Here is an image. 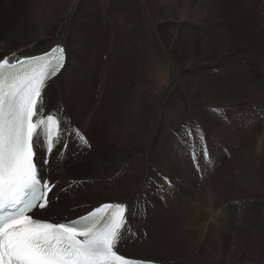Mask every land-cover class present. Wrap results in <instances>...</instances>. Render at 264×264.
Segmentation results:
<instances>
[{"label": "bare ground", "instance_id": "6f19581e", "mask_svg": "<svg viewBox=\"0 0 264 264\" xmlns=\"http://www.w3.org/2000/svg\"><path fill=\"white\" fill-rule=\"evenodd\" d=\"M72 1L73 0H1L6 7H0V55H2L3 52L11 50L14 44H16V47H18V45H28L27 49L33 48L34 46H42L43 44V48L47 47L46 50H42L36 54L32 53L29 55H23L19 58L43 54L61 43L58 41L60 40L59 35L67 45L68 61L59 76L55 78L54 82H50L49 87L45 89L43 107L39 109L38 118L45 113H51L59 120L62 114L65 119L68 117L67 121L70 124L73 123V121L76 123L72 117L66 116L69 111L67 112L66 110L67 113H63V110L67 108V98L74 97L73 99L75 101H80V110L82 113H85L86 118L88 117V119H90L87 124H93L94 121H97L99 128L101 129V127L110 121L108 122L110 125L107 124L109 127L105 131V136H110L111 140L109 139V141H106L103 145H100L101 143L96 141L93 133L89 131V128L85 129L82 126L83 129H81L78 126L76 127V130L79 133L82 132L87 134V140H84L82 135L79 137L72 136L71 139L66 140V146L59 148L60 152L58 155L51 156L54 163L57 164V170H53L52 164L49 165L50 167L45 166V170L50 173L47 176V179L54 182L56 185L52 193H50V199L53 197L54 192L63 188L75 195L77 188L80 187L81 184H84L82 188L83 190L99 187V189H110L111 193H109L114 194V192H119L120 187L123 185H133L137 173L141 172L142 179L137 180L138 185L136 184L137 186L134 189L136 190L135 195H139L135 201L133 200L135 195H131L128 199L123 198V200L116 202L109 200L98 202L97 200L92 204L91 201L98 198L95 197L88 201L89 203L84 207V212L90 211L104 203H115L124 207V227L121 229L123 239L118 241V247L114 248V250L119 253L120 251L122 253L124 252L126 255L146 258L149 256L153 257L151 253H160L161 251L168 253L173 249H177L180 252L202 253L205 250L206 245L211 242L208 246L209 252L202 254V259L205 264H215L214 262L223 263L225 252L231 247L230 245L238 248L239 246L244 245V238H242L241 235L243 229L246 228V225H242L241 227L237 225V223L239 224L237 221L240 219L239 214L236 213L239 200L235 201L234 199H238V197L244 195L249 201H252L254 194L257 192V194H264V150L260 155V165L256 166L257 152L254 149V141H246L247 143L244 142L242 148L238 150L239 152L237 151L238 153L236 152L237 154H235V157L230 159L227 164L225 163L226 161L223 160L225 156H223L222 153L215 152L218 148H224L226 144H228V146L229 144L232 145V148L235 145V148L236 145L242 143V139H244L241 137L242 134L240 135L242 131V133H244V129H240V126L241 120H243L242 118L244 116V118H246L247 116V120L250 116L247 115L249 110L246 103L250 102L248 99H250L254 93L260 94V89L258 87V85H260L258 83L259 81L254 83L250 80L252 77H247L250 74L254 76L253 73L258 70L255 68L254 70L252 68L253 66H251V61L254 56L246 54L248 62L250 61L247 65L249 68L247 67L243 79L246 82V86L238 90L237 86L235 89H232L229 86L227 88V85H221L222 88H224L220 89V92L224 95V97L221 96L222 98L214 96L212 99H203L202 90H200L201 87H199V84L194 85L192 82H184L185 85L182 89H177L168 84V86L164 85L157 90L153 87V80H151L148 75L149 72L157 71L158 66L162 67L161 63L164 62L165 59L163 58L165 57L163 56L162 58L160 55L155 39L151 35L152 33L145 28L143 29L144 26H141V22L144 21L145 17L143 15L145 14L142 15L143 9L140 1L129 0L127 6L123 2L120 3L122 11L120 18L123 19L122 30L124 31L120 40H122V49L124 52L120 53L118 58L119 63L121 64L120 68L122 69V73L119 77L117 76L118 79L116 77L114 78L117 79L116 82L114 80L111 81L105 73V69L110 63L112 74L113 58H109L106 62L104 59L106 57L104 56L103 58V54H105V52H103L104 48H98L99 45L102 48V45L106 44V41L99 42V36L102 38V35L104 34L103 28L101 29L100 25L99 28L97 27L98 29H95L94 27L93 29L92 26L95 25H93L94 23L89 18L91 15L94 16V18L95 16H98V18H101L98 19L99 21L102 20V23L104 21L105 24L110 25V19L107 18L105 13L106 5L100 4V0H98V3L96 0H93L94 3L89 6H83L82 4V7L84 8V13L82 14L85 17L82 16L85 20H77L74 25L71 24V18L68 17L71 12L69 11L70 7L67 8L65 13H63L57 20L56 10L61 5L64 6L68 2L71 4ZM182 1L184 2V0ZM197 1L198 0H191V2H186L188 3L186 6L189 7V9L194 10ZM175 2L176 1H174V4ZM160 3L158 0H151L150 5L152 6L156 17L155 20L158 19V22H164L161 25L165 26V22L168 18L165 15L168 14V10H171L169 5H171V7L173 6L172 4L162 6ZM186 3L180 5L184 7ZM177 6L178 4L174 7ZM185 7L184 9H186ZM221 7L223 9V6ZM176 9L177 8H174V10ZM80 11H82L81 8ZM202 11V19L204 23L207 24L209 22L214 24L218 22L220 16L218 15V9L213 4L209 5L206 9H202ZM129 12L134 13H130L129 15ZM178 12L181 14L183 13L182 11ZM173 13L171 14L173 15ZM187 14L188 13H186V15ZM126 15L128 17H126ZM227 15L228 14H226V16ZM175 17L179 16L176 14ZM175 17L171 16V18ZM113 19L111 18V20ZM177 20L178 18L176 21ZM161 25H159V30L162 28ZM197 25L199 26V24ZM167 30L169 32V29ZM56 31L59 34L57 37L58 39H55L54 43L52 42L53 45L51 44L50 47L45 46L47 45L45 42L48 41L51 35ZM73 38H78V41L76 42ZM187 38L188 37H186V39ZM111 41L119 42L118 38H112ZM251 42V44L254 43L255 46L258 45L255 41ZM163 43L168 49V57L170 58L167 76L171 82L174 80L173 77L175 74H177L178 77H184L185 72H183L182 69H188L187 75H190L195 71H201L205 76L206 70L202 68L203 64L209 62L207 66L213 67L214 63L210 62L212 58L208 57L209 55H200L202 52L200 53L198 49H195L196 43L194 44V41L191 38L189 43L188 41L187 43H184V48H178L176 46L177 44L175 45L172 40L164 39ZM71 46L78 50H72L70 48ZM136 46H140L141 48L139 49ZM142 50H144V52L140 53ZM211 50L213 49L211 48ZM27 51L26 53H28ZM224 58L225 57L217 59L220 61ZM257 61L260 60L257 59ZM131 62H135L138 66L132 65ZM82 64H85V68L83 69ZM79 68L81 70L80 72L78 71ZM164 69H166V67ZM172 70H176L177 73H172ZM231 71L232 70H228L226 75H229ZM258 72L259 71L255 73L254 78L257 76ZM100 73H103V81L100 79ZM115 74L117 73L115 72ZM76 79H79L80 82L75 88H72L74 90L73 93L71 91V96L70 85ZM87 79L89 82H86ZM165 81H167V77ZM101 82H103L102 87L99 86V83ZM263 92L261 91L262 96L264 97ZM184 94L190 95V99H187ZM110 95L115 96L117 100L115 99L114 102H111L109 99ZM211 96L212 95H210V97ZM238 96L245 101L242 102V108L238 105L241 113L237 112L235 118H231L228 114V117L235 126L234 129H231L229 127V123L231 122L225 119L227 117V110H230L231 106L222 107L219 104L232 102L233 100L231 99H237ZM69 101L70 100L68 99V104H71L72 102L69 103ZM235 105H233V107H235ZM50 109L53 110L49 112ZM237 110H239V108ZM75 111H77V108ZM100 116L105 117L102 123L98 119ZM110 116L111 118L108 120ZM249 124L252 126L253 120L249 122ZM72 127L75 129V125L72 124ZM192 129L194 134H191ZM203 130L207 134L208 141L205 140V133ZM246 132L248 133L250 131ZM227 133L228 137L223 138V135ZM38 136L40 138V135ZM262 137H264V133L261 135L260 140H262ZM225 140L228 142L225 143ZM58 143L59 141H55L54 150ZM88 145H90V147ZM209 148L213 151H208ZM84 151L91 155L88 159L87 157H82L78 160ZM210 153L213 155V158H211V162L214 161L213 165L208 164L211 163L207 157ZM93 157L94 160L91 159ZM109 163H111L112 166L107 168ZM224 163L225 166L227 165L226 167H224ZM69 167L73 168L67 170ZM218 170L222 173L220 177L216 174ZM69 171L73 173V176L75 174L76 177L81 176L82 178H71L68 175ZM107 176H110L108 182L103 183L105 182L104 177ZM85 183L94 184L85 185ZM129 190L130 188L127 190L126 194H130ZM131 200H133V202ZM51 204L50 201L49 208H51ZM56 206H59V204L54 205V207ZM254 209L252 208V210ZM222 210H226V212H224V218L219 220V214ZM130 211H132V213ZM207 214L214 217L213 221L208 219ZM36 215L42 219L47 218L50 215H53V219L55 217V213L49 210L37 212ZM215 226L217 227L215 228ZM249 228L250 225L248 229ZM131 230H133V233H131ZM262 232H264V229ZM147 233L149 235L148 239L145 238ZM212 233L215 235L212 236ZM251 238L253 237L251 236ZM171 240L179 245L172 244L170 250L169 248H165L164 244L168 241L172 242ZM262 242L263 240H259L258 246L252 245L249 254L259 251ZM183 243L186 248L183 247ZM213 255L217 256L219 259H214L212 257ZM192 256H194V254H192ZM249 263L258 264L259 262L257 260L253 262V260L250 259Z\"/></svg>", "mask_w": 264, "mask_h": 264}, {"label": "rangeland", "instance_id": "374dc122", "mask_svg": "<svg viewBox=\"0 0 264 264\" xmlns=\"http://www.w3.org/2000/svg\"><path fill=\"white\" fill-rule=\"evenodd\" d=\"M128 1L129 0H100L99 3L100 4H103V5H106L105 6V10H106V16L109 20V22H111L110 25L108 24H105L104 21L102 23V20L101 21V24H100V21L98 19H101L100 17L98 18V16L94 18V16H89L90 20L94 23L93 25L95 26H92V28L94 27L95 29H98L101 25V29L103 28V35H102V38L99 36V39L101 41H106V44L105 45H102V48L100 47V45L98 46V48L100 49H103L104 48V51L105 54H103V58L104 56L106 58H104L106 60V62L108 61V59L110 58H113V72L111 74V69H110V63L109 65L107 66V68L105 69V73L108 75V78L109 80L111 81H117V76L119 77L122 73V69L120 68L121 67V64L119 63V58H118V55L122 52H124V50L122 49V40H120V38H122V34H123V19H121L120 15H122V11H121V5L120 3H124L126 6L128 5ZM140 1V4L142 5V9H143V16L144 17V21L146 22H141V26L143 27V29L145 28L147 31H150V33H152L151 35L154 37L155 39V42H156V45H157V48H158V51L160 52V55L165 57L163 59L164 62L161 63L162 67L161 66H158L157 68V71L155 72H149V78L151 80H153V87L156 88L157 90H159V88L163 87L164 85L165 86H168L169 85H172L173 87H176L177 89H182L183 86L185 85V83H194V85H197L199 84V87H201L200 90H202V98H206V99H212L214 96L215 97H218V98H222L224 97L223 93L220 92V89H224L222 88L221 85H227V88L228 86L231 87L232 89H235V87L237 86L238 90H240L241 88H243L244 86H246V82L243 80L244 79V76H245V73L247 71V67L249 68V66H247L249 64L248 60H247V55L246 54H250V55H253V59L251 61V66H253L252 68L254 69H258L256 70L253 75L255 76V73L257 71H259L257 73V76L254 78V76H252L251 74L248 75L247 77L250 78V80H252V82H258L260 85H258L259 87V92L260 94L258 93H254V95L248 99L250 102H247L246 105H247V108L249 110V113L247 114L249 117L248 119H251V120H246V118H242L243 120H241V126H240V129H244V133H240V135L242 134V143H240L239 145L237 144L236 147L232 148V145L229 144H226L224 146V148L220 149H216V153H222L223 156H225L223 158L224 161H226L225 163L227 164V162L230 160V159H233L235 157V154H237L242 146H243V143L244 142H249V141H254V149L256 150L257 152V158H256V166L260 165V161H261V153L263 152L264 150V137H262V140H260L261 138V135L264 133V97L262 96V93L261 91L263 92L264 91V0H198L197 1V5L194 7V10H191L189 9V7H187L186 5L188 3L186 2H191V0L187 1V0H184V2L182 0H158L159 3L160 2H163V3H160L162 6H165V5H169V4H172L173 7H171V5H169V7L171 8V10H168V14L165 15L167 18V21L165 22L166 25L163 26L161 25L162 21L158 22V19L155 20V15H154V12H153V8L152 6L150 5V2L151 0H139ZM166 1H167V4H166ZM174 1L175 4L178 6L177 7H174L176 6L174 4ZM179 1V2H177ZM181 1V2H180ZM212 1V2H211ZM96 2L98 3V0H96ZM170 2V3H169ZM85 3V4H84ZM94 2L93 0H73L71 2V4L68 2L67 4H65L64 6H60L57 10H56V13H57V20L58 18L63 14L65 13V10L67 8L70 7V10L71 11L68 15V17L71 18V24L74 25V23L77 21V20H80V21H84V15L82 13L84 8L82 7V4L83 6H86V5H92ZM182 3H186L185 4V8L182 6L184 4ZM223 3V4H222ZM164 4V5H163ZM182 4V5H180ZM213 4L217 9H218V15L220 16L219 17V20L218 22L216 23H208L205 24V25H202L204 24L203 22V17H202V9H206L209 5ZM150 6V7H149ZM204 6V7H203ZM207 6V7H206ZM223 6V9L222 7ZM233 6V7H232ZM0 7H6V5L4 3L1 2L0 0ZM182 7V8H181ZM202 7V8H201ZM206 7V8H205ZM225 7V8H224ZM73 8V9H71ZM75 8V9H74ZM80 8L82 9V11H80ZM174 8H177L176 10H174ZM152 9V11H151ZM173 9V10H172ZM180 9V10H179ZM183 9V10H182ZM226 9V10H225ZM228 9V10H227ZM233 9V10H232ZM176 11V12H175ZM178 11H182L183 13H179ZM174 12V13H173ZM188 13L186 15V13ZM115 13V14H114ZM130 13H134V12H129V15ZM173 13V15L171 14ZM181 15H179V14ZM127 14V13H126ZM135 14L137 15V13L135 12ZM134 14V15H135ZM170 14V15H169ZM177 14V16L179 17H175ZM224 14V15H223ZM226 14H228L226 16ZM235 17H234V15ZM84 17H83V16ZM116 15V17H115ZM128 15V14H127ZM126 15V17H128ZM169 15V16H168ZM175 15V16H174ZM222 15V16H221ZM237 15V16H236ZM171 16L175 17V18H171ZM181 16V17H180ZM233 16V17H231ZM122 20H120L119 18ZM230 17V18H229ZM111 18L114 20H111ZM147 18V19H146ZM178 18V20L176 21V19ZM199 18V19H198ZM223 18V19H221ZM226 18V19H224ZM233 18V19H232ZM239 18V19H238ZM97 19V20H96ZM173 20V21H172ZM225 20V22H224ZM98 21V23H97ZM181 21V23H180ZM223 21V22H222ZM228 21V22H226ZM158 22V23H156ZM171 22V23H170ZM200 22V23H199ZM232 22V23H231ZM241 22V23H239ZM188 23V24H187ZM192 23V24H191ZM226 23V24H224ZM229 23V25H228ZM187 24V25H186ZM196 24V25H195ZM199 24V26L197 25ZM219 24V25H218ZM233 24V25H232ZM239 24V25H238ZM161 25V30L160 29V26ZM237 25V26H236ZM242 25V26H240ZM146 26V27H145ZM158 26V27H156ZM170 26V27H169ZM172 26V27H171ZM175 26V27H174ZM190 26V27H189ZM192 26V28H191ZM98 27V28H97ZM168 27V28H167ZM222 27V28H221ZM93 28V29H94ZM165 28V29H164ZM184 28V29H183ZM196 28V30H195ZM169 29V32L168 30ZM172 29V30H171ZM177 29V30H176ZM214 29V30H213ZM174 30V31H173ZM154 33H153V32ZM178 31V32H177ZM194 31V33H193ZM175 32V33H174ZM157 33V34H156ZM174 33V34H173ZM214 33V34H213ZM167 34V35H166ZM178 34V35H177ZM208 34V35H207ZM58 33L57 31L51 35V37L48 39V41H46L45 43L47 45L45 46H51L52 42L54 43L55 39H58ZM187 35V36H186ZM213 35V36H212ZM112 36V37H111ZM171 36H175L174 38L171 37ZM192 36V37H191ZM32 37V36H30ZM96 37V36H95ZM161 37V39H160ZM186 37H188L186 39ZM197 37V38H196ZM203 37V38H202ZM114 39V38H118V41L119 42H113L111 41V39ZM157 38V39H156ZM159 38V39H158ZM169 38V39H168ZM171 38V39H170ZM190 38L194 41V44L196 45L195 46V49H198V51L201 53L200 55H209L208 57L212 58L210 62L214 63L213 64V67H208L207 63H204L203 64V69L206 70V74L204 76V74L201 72V71H195L193 72L192 74L190 75H187V71L188 69H182L184 73V77L183 76H180L178 77L177 74L174 75L173 77V81L171 82V80L168 78L167 76V69H169V61H170V58L168 57V52H167V47L166 45L163 43V40L164 39H167V40H172L175 45L179 48V47H185L184 46V43H189V40ZM194 38V39H193ZM52 39V40H51ZM59 39L58 40L59 42L61 43H64L62 37L59 35ZM76 42L78 41V38H73ZM163 39V40H162ZM240 39V40H239ZM176 40V41H175ZM183 40V41H182ZM257 40V41H256ZM162 41V42H161ZM182 41V42H181ZM186 41V42H185ZM243 41V42H242ZM251 41H255L258 43V45L255 46V44H251L252 42ZM158 42V43H157ZM210 43V44H209ZM250 43V44H249ZM65 44V43H64ZM163 44V45H162ZM44 45V44H43ZM43 45H39L38 47L34 46L33 48H28V45H23V46H19L16 47V44H14L11 48V50L9 51H6V52H3L2 55L3 56H9L10 58H12V55H15L17 57H20V56H23V55H29V54H36L42 50H46V48H43ZM53 45V44H52ZM66 45V44H65ZM124 45V44H123ZM179 45V46H178ZM212 45V46H211ZM229 48H228V46ZM67 46V45H66ZM125 46V45H124ZM226 46V47H225ZM20 47V48H19ZM48 47V48H49ZM69 47V46H68ZM137 48H141L140 46H136ZM72 50H78L74 47H70ZM97 48V47H96ZM127 48V47H126ZM209 48V50H208ZM211 48L213 50H211ZM224 48V49H223ZM31 49V50H30ZM166 49V50H165ZM28 50V51H27ZM204 50V51H203ZM26 51L28 53H26ZM31 51V52H30ZM127 51V49H126ZM209 51V52H208ZM215 51V52H214ZM233 53H232V52ZM144 52V50H142L140 53ZM137 53V52H136ZM166 53V54H165ZM204 53V54H203ZM11 54V55H9ZM214 54V55H213ZM229 55V56H228ZM235 55V56H233ZM218 56V57H217ZM167 57V58H166ZM214 57V58H213ZM222 57H225L223 60H218ZM220 57V58H219ZM258 57V58H257ZM260 57V58H259ZM257 59H259L260 61H257ZM213 60V61H212ZM218 60V61H217ZM263 60V61H261ZM168 61V62H167ZM217 61V62H216ZM232 61V62H231ZM236 64H235V63ZM132 65L134 66H138V64H136L135 62H131ZM164 64V65H163ZM166 64V65H165ZM211 64V63H210ZM83 65V64H82ZM168 65V66H167ZM207 68H206V67ZM230 66V67H229ZM93 67V65H92ZM166 67V69H164ZM168 67V68H167ZM85 68V64L82 66V69ZM120 68V69H119ZM118 69V70H117ZM161 71H160V70ZM164 69V71H163ZM244 69V70H242ZM254 69V70H255ZM228 70H232L231 73L229 75H226V72ZM78 71L80 72V68L78 69ZM166 71V72H165ZM214 71V72H213ZM220 71V72H219ZM237 71V72H236ZM245 71V72H244ZM115 72L117 74H115ZM165 72V73H164ZM213 74H212V73ZM236 72V73H235ZM252 72V71H251ZM172 73H177V71H173L172 70ZM196 73V74H195ZM219 75H218V74ZM187 75V76H186ZM193 77H192V76ZM233 75V76H232ZM200 76V77H199ZM202 76V77H201ZM207 76V77H206ZM210 76V77H209ZM214 76V77H213ZM216 76V77H215ZM262 76V77H261ZM112 77V78H111ZM117 78V79H114V78ZM166 77H167V81L166 80ZM199 77V78H198ZM221 77V78H220ZM223 77V79H222ZM225 77V78H224ZM228 77V78H227ZM241 77V78H239ZM246 77V78H247ZM176 78V79H175ZM260 78V79H259ZM100 79H102L103 81V73H100ZM183 79V81H182ZM207 79V80H206ZM223 80V81H222ZM227 80V81H226ZM233 80V81H232ZM236 80V81H235ZM78 81V82H77ZM126 81V80H125ZM203 81V83H202ZM225 81V82H224ZM238 81V82H237ZM263 83H262V82ZM79 79H76L72 82V84L70 85L71 88H70V94H71V91L73 93V90L72 89L73 87L75 88L76 85H78L79 83ZM86 82H89V80L87 79ZM185 82V83H184ZM196 82V83H195ZM201 82V83H200ZM227 82V84H226ZM261 82V83H260ZM76 83V84H75ZM173 83V84H172ZM205 83V84H204ZM238 83V84H236ZM216 84V85H215ZM231 84V85H229ZM75 85V86H74ZM103 85V82L99 83V86L102 87ZM208 86V87H207ZM211 86V87H210ZM219 86V87H218ZM214 87V88H213ZM207 88V89H206ZM212 88V89H211ZM217 88V89H215ZM156 90V91H157ZM209 90V91H208ZM217 90V91H216ZM204 91V92H203ZM219 93V94H217ZM264 93V92H263ZM215 94V95H214ZM221 94V95H220ZM210 95H212L210 97ZM72 96V94H71ZM184 96L188 99L189 97H191L190 95L188 94H184ZM209 96V97H208ZM222 96V97H221ZM257 96V97H256ZM260 96V97H259ZM256 99H254V98ZM74 97H70V98H67L66 100V109L63 110L62 112L63 113H68L66 114V116H69V117H72V119L75 120L76 123H71V125H75V129L76 127H80L81 129L85 128V129H88L89 128V131L91 133H93V136L94 138L96 139V141L98 143H101L100 145H103L106 141H109V139L111 140V137L110 136H105L106 134V129L109 127L110 121L107 122V124H105L103 127H101V129L99 128V124L97 123V121H94L93 124L92 123H89L87 124L88 120L90 121V119H88V117L86 118L85 116V113H82V111L80 110L81 108V104H80V101L78 100H74L73 99ZM68 99L70 100L69 103L71 104H68ZM109 99L111 100V102H114L116 97L113 96V95H110L109 96ZM190 99V98H189ZM240 96H238L237 99H231L233 100L232 102H229V103H223V104H219L221 105L222 107H229L231 106V108L233 107V105H235V107H233L232 109L230 108V110L228 109L227 110V117L225 118L227 121L231 122V119L228 117L230 115L231 118H235L236 115H237V112L241 113L240 112V107L242 108V102H244L245 100L244 99H241ZM246 99V98H245ZM117 100V99H116ZM253 100V101H252ZM204 101H207V100H204ZM260 101V102H259ZM259 102V103H258ZM80 105H79V104ZM262 103V104H261ZM241 104V105H240ZM254 104V105H253ZM259 104V106H258ZM69 105V106H68ZM240 107H239V106ZM254 106V107H253ZM70 107V108H68ZM74 107V108H73ZM77 108V111L76 108ZM260 107V108H259ZM79 108V109H78ZM239 108V110H237ZM258 108V109H256ZM73 109V110H72ZM234 109V110H233ZM260 109V110H259ZM53 110V109H52ZM67 110V112H66ZM87 111H89L88 109H86ZM251 110V111H250ZM262 110V112H261ZM72 111V112H71ZM81 111V112H79ZM54 112V111H53ZM74 112V113H73ZM76 112V113H75ZM231 112V113H229ZM256 112V113H255ZM260 112V113H259ZM236 113V114H235ZM75 114V115H74ZM79 114V115H78ZM81 114V115H80ZM229 114V115H228ZM234 115V116H233ZM258 115V116H256ZM262 115V116H261ZM76 116V118H75ZM81 116V117H80ZM78 117V118H77ZM255 117V118H254ZM82 118V120H81ZM111 116L109 117L108 120H110ZM68 119V117H67ZM77 119V120H76ZM100 120V122L102 123L105 119L104 116H100V118H98ZM246 120V121H244ZM253 120V125H256V126H251L249 124V122H251ZM78 121V122H77ZM82 121V122H81ZM86 121V122H85ZM256 121V123H255ZM81 122V123H80ZM84 122V123H83ZM243 122V123H242ZM87 124V125H85ZM92 124V125H91ZM243 125V126H242ZM245 125V126H244ZM83 126V128H82ZM87 126V128H86ZM249 126V127H247ZM251 126V127H250ZM93 127V128H92ZM229 127L231 129H234L235 126L233 125V123H229ZM243 127V128H242ZM246 127V128H245ZM251 128V129H250ZM95 129V131H94ZM246 129V130H245ZM204 131V130H203ZM236 131V130H235ZM246 131H250V132H246ZM205 133V140L208 141V137H207V134L206 132L204 131ZM250 133V134H249ZM191 134H194V131L192 129V132ZM249 134V136H248ZM80 135H82V137H84L83 139L84 140H87V134L85 133H80ZM100 135V136H99ZM225 135V137H224ZM223 135V138H226L228 137V133L227 134H224ZM247 135V136H246ZM99 136V137H98ZM209 136V134H208ZM101 137V139H100ZM247 137V138H246ZM99 139V140H98ZM210 139V137H209ZM246 139V140H245ZM103 141V142H102ZM241 141V140H239ZM238 141V142H239ZM228 141L225 140V143H227ZM246 142V143H247ZM245 143V144H246ZM238 146V147H237ZM257 146V147H256ZM226 149V150H225ZM229 149V150H228ZM260 149V150H259ZM60 152V150H58ZM208 151L212 152L213 150L212 149H208ZM238 151V152H237ZM237 152V153H236ZM259 152V154H258ZM225 154V155H224ZM91 154L90 153H87V152H83L80 156L79 159H81L82 157H88L90 156ZM211 153L208 154V160H210L211 162V158H213V155ZM54 156V155H52ZM92 160H94V157L91 158ZM77 160V161H78ZM76 161V162H77ZM225 163L223 164L224 167L225 166ZM51 164H52V167H53V170L56 171L57 170V164L54 163V160L53 158L51 157ZM50 164V165H51ZM209 165H213L214 164V161H212L211 163H208ZM207 165V166H209ZM75 166V165H74ZM73 166V167H74ZM112 166L111 163H109V165H107V168H110ZM50 167V166H49ZM72 167V168H73ZM69 167V169L67 170H70L72 169ZM70 173V174H69ZM68 175L71 177V178H76V179H79V178H82L81 176H78L76 177L75 174L73 176V173H71V171H69ZM219 175V177L221 176L222 173L218 172L216 173ZM215 174V175H216ZM139 175V176H138ZM214 175V176H215ZM217 175V176H218ZM73 176V177H72ZM138 176V177H137ZM141 176V177H140ZM213 176V177H214ZM109 177L110 176H107V177H104L105 178V182L103 183H107L108 180H109ZM141 180L142 179V175H141V172L140 173H137L136 175V179L133 183V185L131 184L130 185H123L120 187V190L119 192H114V194H110L111 193V190L110 189H104V188H100L99 187H94V189H89V190H83V186L84 184H79L80 187L77 188V191L75 192V195L71 194L68 190L66 189H60L59 191H56L53 193V196L56 197V201L53 203L52 202V197L50 199L51 203V208H49L48 210L55 213V216H60V217H65V218H74L76 216H80L86 212H84V207L89 203L88 201L94 199L95 197H98L97 199L91 201L92 204L98 200L99 201H104V200H109V201H112V202H116V201H119V200H123L124 199H128V197H130L131 195H135L136 193V190L135 187L138 185L137 184V180ZM99 182V181H98ZM96 183V182H95ZM87 184H94V183H85V185ZM135 184V185H134ZM137 184V185H136ZM134 187V188H133ZM123 188V189H122ZM127 188V189H126ZM130 188V194H126L127 193V190ZM107 190V192H106ZM122 190V191H121ZM125 190V191H124ZM135 192H134V191ZM93 193H92V192ZM128 191V192H129ZM132 191V192H131ZM110 192V193H109ZM77 193V194H76ZM258 193V192H257ZM256 193V194H257ZM116 194V195H115ZM124 194V195H123ZM126 194V195H125ZM254 194L253 196V200L252 201H249L244 195H241L240 197H238V199H234L235 201L239 200L238 201V204H237V208H236V213L239 214V220L237 222H239V224L237 223V225L239 227H241L242 225L245 226L246 228L243 229V233H242V238H244V245H247V246H244V245H241L238 247H233V245H230L231 247L225 252V255H224V259H223V263H217V262H214L215 264H250L249 263V260L252 259L253 262L255 260H257L259 263L258 264H264V232H262V230L264 229V194ZM119 195V197H118ZM259 195V196H258ZM90 196V197H89ZM112 196V197H110ZM118 198H116V197ZM137 196H139L138 194L134 196L133 200L135 201ZM256 196V197H255ZM72 199H70V198ZM76 197V198H74ZM103 198V199H102ZM112 198V199H111ZM245 198V199H244ZM254 198H257V199H254ZM261 198V199H260ZM68 199V200H67ZM81 199V200H80ZM87 199V201H86ZM111 199V200H110ZM263 199V200H262ZM133 200H131L133 202ZM260 201V202H259ZM80 202V203H79ZM246 203V204H245ZM57 205L59 204V206H56L54 207V205ZM83 204V205H82ZM253 204V205H252ZM96 205V204H95ZM240 205H241V208H240ZM92 206V205H91ZM100 206V205H98ZM97 206V207H98ZM260 206V207H259ZM263 206V207H262ZM240 209H239V208ZM96 208V207H95ZM252 208L254 210H252ZM244 209V210H243ZM250 209V210H249ZM92 210V209H91ZM47 211V210H46ZM132 213V211H130ZM226 210H222L220 211V214H219V217L220 219L219 220H222L224 218L223 215H225ZM223 213V214H222ZM242 215H241V214ZM254 213V214H253ZM256 214V215H255ZM258 214V215H257ZM61 215H64V216H61ZM69 215V216H68ZM223 216V217H222ZM241 216V217H240ZM207 217L209 220L213 221V216H210L209 214H207ZM222 217V218H221ZM238 217V216H237ZM212 218V219H211ZM249 218V219H248ZM244 219V220H243ZM55 220V218H54ZM246 220V221H245ZM249 220V221H248ZM245 221V223H244ZM249 222V223H248ZM241 223V225H240ZM250 225V228L248 229ZM217 226H215L216 228ZM248 229V230H246ZM259 230V231H258ZM131 233H133V230H131ZM143 233V232H141ZM254 233V234H253ZM214 236L215 234L212 233ZM249 234V235H248ZM251 236L253 238H251ZM145 238L148 239L149 238V235L148 233L145 235ZM248 238V239H247ZM253 240V241H252ZM259 240H263L262 244H261V248L259 251H256L254 253H251L249 254V252L251 251L250 248H252V245L253 246H258V242ZM172 241V240H171ZM173 242V241H172ZM166 242L164 244L165 248H169L171 250V246L172 244L174 245H179L178 243L176 242ZM211 244V242L209 243ZM209 244L206 245L205 247V250L200 253V252H191V253H188V252H185V251H179L177 249H173L172 251L170 252H166L165 251H161L160 253H151V255L153 257H146L148 259H154L153 261H162V262H167V263H170V264H205L204 260L202 259L201 255L202 254H205L207 252H209ZM183 247L186 248L185 244L183 243L182 244ZM242 247V248H241ZM246 247V248H245ZM235 249V250H234ZM241 249V250H239ZM233 250V251H232ZM238 250V251H237ZM254 250V249H253ZM240 251V252H239ZM247 251V253H246ZM164 252V253H163ZM185 254H184V253ZM244 252V253H243ZM120 253L122 254V252L120 251ZM183 253V254H182ZM234 253V254H233ZM259 253V254H258ZM126 254V253H125ZM124 252H123V255H125ZM190 254V255H189ZM192 254H194V256H192ZM233 254V255H232ZM187 255V256H186ZM196 255V256H195ZM241 255V256H239ZM128 256V255H127ZM129 256H133V255H129ZM233 256V257H232ZM249 256V258H248ZM165 257V258H164ZM214 259H219L217 258V256L213 255L212 256ZM228 257V258H227ZM139 258H143V257H139ZM146 258H143V259H146ZM188 258V259H187ZM199 258V259H198ZM244 258V259H243ZM231 259V260H230ZM199 260V261H198ZM221 260V259H220ZM188 261V262H187ZM236 261V262H235ZM246 263H245V262ZM160 262V263H162Z\"/></svg>", "mask_w": 264, "mask_h": 264}, {"label": "snow or ice", "instance_id": "6c2138e0", "mask_svg": "<svg viewBox=\"0 0 264 264\" xmlns=\"http://www.w3.org/2000/svg\"><path fill=\"white\" fill-rule=\"evenodd\" d=\"M12 61L0 55V264H133L114 251L123 239L122 205L104 203L80 224L60 216L54 218L65 222L34 218L49 209L56 186L47 179L49 157L80 133L62 114L59 120L45 114L34 122L45 89L66 66L65 47L57 44L43 55L23 59L12 55ZM41 128L46 149L38 136ZM54 141H59L55 150ZM101 213L111 217L102 227Z\"/></svg>", "mask_w": 264, "mask_h": 264}, {"label": "crops", "instance_id": "0c3cea01", "mask_svg": "<svg viewBox=\"0 0 264 264\" xmlns=\"http://www.w3.org/2000/svg\"><path fill=\"white\" fill-rule=\"evenodd\" d=\"M208 23H209V22H208ZM208 23H207V24H208ZM205 24H206V23H204L203 25H205Z\"/></svg>", "mask_w": 264, "mask_h": 264}]
</instances>
